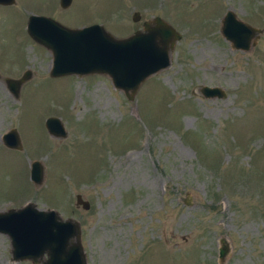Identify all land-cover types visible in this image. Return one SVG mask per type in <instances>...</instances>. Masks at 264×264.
<instances>
[{
    "label": "rangeland",
    "instance_id": "rangeland-1",
    "mask_svg": "<svg viewBox=\"0 0 264 264\" xmlns=\"http://www.w3.org/2000/svg\"><path fill=\"white\" fill-rule=\"evenodd\" d=\"M226 10L258 29L247 49L221 34ZM31 13L69 27L99 23L117 37L157 15L180 37L168 65L127 99L104 73L50 76V51L25 30ZM25 69L17 97L0 78V210L30 201L76 219L86 264H264V0L0 4V75ZM202 85L223 94L203 96ZM47 116L64 136L47 132ZM12 127L20 149L2 142ZM221 236L228 254L218 261ZM0 264L32 263L11 260L0 232Z\"/></svg>",
    "mask_w": 264,
    "mask_h": 264
},
{
    "label": "water",
    "instance_id": "water-1",
    "mask_svg": "<svg viewBox=\"0 0 264 264\" xmlns=\"http://www.w3.org/2000/svg\"><path fill=\"white\" fill-rule=\"evenodd\" d=\"M13 1L0 0V4ZM69 2L59 0V5L65 7ZM138 18L139 13L133 11L131 19ZM25 30L31 39L50 51V76L104 73L127 99L132 98L146 76L168 65L169 51L180 37L171 24L157 15L143 20L141 29L122 37L112 35L99 23L69 27L50 16L33 13L27 17ZM256 31V27L237 19L230 10H226L221 18L220 32L236 48L247 49L249 38ZM30 75V70L25 69L18 77L0 75V78L17 97L21 83ZM200 91L208 97L223 94L217 86L202 85ZM44 126L49 134L65 135L56 116H47ZM2 142L7 147H21L13 127L2 134ZM42 178V164L36 159L31 160L30 181L37 186ZM183 201L188 204L189 198L185 197ZM74 204L83 208L89 205L79 193L74 195ZM0 232L8 238L11 260L28 259L32 264H86L78 221L72 217L62 218L53 208L38 209L27 201L18 207L0 210ZM218 243L217 258L222 261L228 254V243L223 236L219 237Z\"/></svg>",
    "mask_w": 264,
    "mask_h": 264
},
{
    "label": "flooded vegetation",
    "instance_id": "flooded-vegetation-1",
    "mask_svg": "<svg viewBox=\"0 0 264 264\" xmlns=\"http://www.w3.org/2000/svg\"><path fill=\"white\" fill-rule=\"evenodd\" d=\"M71 1V0H70ZM70 3V2H69ZM58 4H59V0H58ZM60 6V5H59ZM145 20V19H144ZM143 21V20H142Z\"/></svg>",
    "mask_w": 264,
    "mask_h": 264
},
{
    "label": "bare ground",
    "instance_id": "bare-ground-1",
    "mask_svg": "<svg viewBox=\"0 0 264 264\" xmlns=\"http://www.w3.org/2000/svg\"><path fill=\"white\" fill-rule=\"evenodd\" d=\"M202 48H205V47H202Z\"/></svg>",
    "mask_w": 264,
    "mask_h": 264
}]
</instances>
